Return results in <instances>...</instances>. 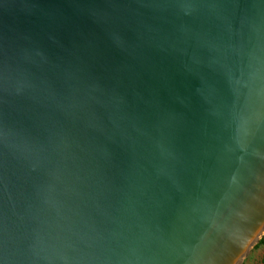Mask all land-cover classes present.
<instances>
[{"label": "water", "instance_id": "1", "mask_svg": "<svg viewBox=\"0 0 264 264\" xmlns=\"http://www.w3.org/2000/svg\"><path fill=\"white\" fill-rule=\"evenodd\" d=\"M264 226V0H0V264H231Z\"/></svg>", "mask_w": 264, "mask_h": 264}, {"label": "clouds", "instance_id": "2", "mask_svg": "<svg viewBox=\"0 0 264 264\" xmlns=\"http://www.w3.org/2000/svg\"><path fill=\"white\" fill-rule=\"evenodd\" d=\"M234 242L238 251L231 264H264V226L251 233H238Z\"/></svg>", "mask_w": 264, "mask_h": 264}]
</instances>
